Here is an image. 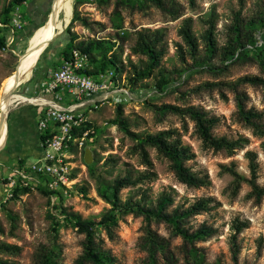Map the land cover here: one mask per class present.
<instances>
[{"label": "rangeland", "instance_id": "obj_1", "mask_svg": "<svg viewBox=\"0 0 264 264\" xmlns=\"http://www.w3.org/2000/svg\"><path fill=\"white\" fill-rule=\"evenodd\" d=\"M10 2L11 0H0V15ZM166 2L168 13L149 0L135 3H121L119 0H70L71 16L77 5L80 13L90 22L100 23L90 24V28H86L79 22L70 24L71 19L67 23L63 22L67 0H59L53 18L45 24H40L51 28L45 32L34 56L20 70L21 74L29 69L31 72L28 78L16 85L14 93L31 97L32 94L26 91V86L31 82L38 64L46 59L49 53L60 58L68 47L70 35L75 34L74 44L92 39L103 42L117 41L115 51L120 54V61L124 65L118 77L129 92V99L122 103L121 111H118L117 104L105 103L91 112H86L95 133L86 137L82 148L74 145L70 147L68 153L72 183L67 188L68 192L61 194V190L52 193L48 190L50 193L46 194L37 188L0 203V222L4 230L0 234V240L20 247L19 252L15 254L0 253V258L6 259L10 264H45V257L51 260V264L77 263L83 252L85 235L67 214L74 213L83 219L98 220L100 215L110 208V204L98 195L97 187L111 183L117 176H123L126 170L143 169L139 165L137 155L130 151L135 141L116 122L117 119H122L129 131L139 134L155 133L171 127L182 128L185 122L187 129L183 132L182 140L195 153L194 158L185 165L199 176L207 178V184L199 187L180 182L170 168V162L158 154L155 148L148 147L156 177L141 187L146 188L153 203L162 193H167L172 199L168 211L175 208L183 210L200 197H213L217 203L209 211L184 220V227L190 231L197 229L202 223L215 230L207 239L192 243L203 256L200 263L188 253L191 244L184 243L169 225L152 221L151 227L168 238L169 249L173 254L168 256L167 260L163 256H157L155 264H264V196L259 200L247 196L250 190L247 182H242L238 191L232 194L228 187L232 176L222 168V165H233L240 174L249 178L245 151H254L258 164L257 183L264 187V149L261 146L264 137L252 133V129L239 117L236 106V97L239 95L246 108L253 107L264 113V87L246 83L237 85L235 91L227 84L235 82L245 74L264 77V68L260 65L257 53L250 49L249 43L251 39L261 41V34L264 33V0H243L242 3L240 0H195L193 6L188 0ZM22 5L20 12L23 14L22 19H25V7ZM173 10L180 12L178 18L172 17ZM237 12L242 21L239 40L245 47L238 48L231 59L224 60L225 46L235 38L232 26ZM211 14L216 23V49L212 54L206 51L202 38L208 26L206 20ZM187 17L192 18V29L197 37L199 50L194 57L186 54L182 60L177 53L176 43L184 46L178 29ZM261 17L263 19H260ZM24 22L25 20H22L23 25ZM53 25L63 26L62 31L56 33L58 28ZM143 27L165 29L167 52L159 68L137 87L132 88L127 82L128 75L133 71L130 62L139 68L146 64L145 56L133 54L130 50L134 44L135 31ZM39 30L40 28L36 33L30 32L22 36L20 30L11 32L9 28L3 31L0 27V36L2 33L6 35V45L0 48V94L3 92L4 82L16 72L21 59L25 58L24 54L33 48L34 40L41 31ZM98 53L94 51L97 56L95 61L100 63ZM91 66L93 68L94 61L90 62V68ZM158 70L169 81L163 90L156 87L160 79ZM109 71L110 66H105L101 73ZM163 103L203 109L209 116L218 118L212 128L214 135L227 136L230 139L242 136L248 141L230 155L224 150L205 149L195 132L193 122L188 117L182 118L177 114L159 111L158 106ZM32 105L33 103L22 102L15 105L19 107H11L7 115L10 136L8 141L11 139L13 120L19 116V109ZM3 134L2 129L0 142L3 140ZM38 159L28 157L27 161L31 164ZM1 186L2 200L5 190L3 183ZM40 188L45 189L43 186ZM119 196L122 201L130 197L133 200L139 199L138 187L123 188ZM236 217L240 220L247 219L249 226L238 234L239 251L234 257L229 236L232 232L231 222ZM117 222L113 240L107 237L102 228L97 230V236L103 239V246L114 255L115 264H151L148 252L141 245L145 226L143 217L133 213L119 215Z\"/></svg>", "mask_w": 264, "mask_h": 264}, {"label": "trees", "instance_id": "obj_2", "mask_svg": "<svg viewBox=\"0 0 264 264\" xmlns=\"http://www.w3.org/2000/svg\"><path fill=\"white\" fill-rule=\"evenodd\" d=\"M121 3H135L143 2L144 0H119ZM156 7L166 11L168 13V5L166 0H149ZM25 0H11L0 15V27L3 31H6L11 27L12 13L16 6H21ZM190 5H194L195 0H188ZM243 0H240L242 3ZM75 5L70 24L73 22H79L84 27L90 28V24H98L99 22H90L86 16H83ZM172 17L178 18L180 12L173 10L171 12ZM260 19H263L262 17ZM207 27L205 28L202 38L206 44V51L210 54L216 49L215 38V18L211 14L206 20ZM242 27V21L239 17V12L236 14L232 29L235 32V38L230 41L224 49V60L231 59L238 48H244L242 42H240V29ZM69 32V29L67 30ZM164 28H148L143 27L135 31L134 44L130 50L133 54L143 55L146 57V64L139 68L130 62L133 71L127 77V82L130 87H137L138 84L144 79L150 77L157 68L167 52V42L165 40ZM178 35L180 36L184 46L181 43H176V50L182 60L185 59V55L188 54L194 57L198 53V41L192 29V18L187 17L183 19L181 26L178 29ZM76 35L71 34L68 47L63 51L62 56L66 58L72 48H78L81 51L87 53L89 62L94 61V66L88 68L86 73L95 76L101 73L103 67L110 66V70L114 71L116 76L121 74L124 65L120 61V54L115 51L117 41L102 40H90L88 42L80 41L74 44ZM261 41L257 39H251L250 49L257 53L260 59V65L264 68V33L261 34ZM107 43L108 45H104ZM6 45V35L2 33L0 36V48H4ZM94 51H98V56L101 58L97 63L95 60ZM120 51L121 47H120ZM100 64L99 67L96 65ZM160 79L157 81V88L163 90L169 81L165 75L159 71ZM251 84L255 86L264 87V77L257 74H245L238 77L235 82H227L233 90L236 91L239 84ZM237 113L242 121L252 129V133L259 137H264V113L253 107L246 108L243 104V99L237 95L236 97ZM122 103L117 104L118 111H121ZM158 110L161 112H169L177 114L180 117H188L193 122L196 134L201 140L202 146L205 149H212L214 151L224 150L229 155L234 152L236 148H242L248 139L246 137H238L230 139L227 136H216L212 133V128L217 123L218 118L215 116H209L208 113L195 106L181 107L176 104L163 103L158 106ZM121 113V112H120ZM117 123L124 128V130L135 141L131 146L130 151L132 154H136L138 157L139 165L143 169L126 170L123 176H117L108 184L99 185L97 187L98 195L110 204L105 212H103L99 219L94 218H81L80 215L69 213L67 216L74 221L75 226L81 233H84L85 238L83 241V252L77 259L76 264H85L89 262L91 264H115V257L109 249L103 246V239L97 236V230L102 228L107 237L113 240L116 236V228L118 227L117 217L119 215H126L133 213L138 216H142L145 221L144 234L142 236L141 245L148 252V256L151 260V264H155L157 256H163L166 260L168 256H173L168 245V238L159 234L151 227L152 221L163 222L169 225L175 235L182 238L184 243L191 244L188 249V253L194 257L198 263L202 261V255L198 253L197 248L192 246L194 241L205 240L210 237L215 230L202 223L197 229L190 231L189 228L184 227V220L190 216H195L202 212L209 211L216 206V201L213 197H200L191 203L189 206L180 210L178 208L168 211V205L172 199L167 193H162L155 203L149 197L146 188H142L147 182H150L156 177L154 170V164L150 157L148 147L156 149L158 154L165 157L170 162V168L173 170L176 178L192 187H199L207 184V178L199 176L193 172L191 168L185 163L194 158L195 153L188 144H185L182 140L183 132L187 129L185 122H183L182 128L171 127L167 129L159 130L155 133L139 134L129 131L126 126V122L122 119H117ZM261 146L264 149V140L261 141ZM245 156L248 159V168L250 177L247 178L240 174L233 165H222L224 171L232 176V180L228 187L231 189L232 194H235L241 187L242 182H247L250 186V190L247 196L254 197L259 200L264 196V187L257 183V168L256 161L257 155L254 151L246 150ZM138 187L139 199L133 200L132 197L122 201L120 199V192L126 187ZM40 191L48 194V190L39 188ZM30 192L28 188H16L12 199L19 197L22 194ZM249 226L247 219L240 220L238 217L234 218L231 222V234L229 236V242L231 251L234 257H236L239 251V245L237 243L238 234ZM4 232L0 222V234ZM20 247L17 244L8 243L0 240V253L15 254L18 253ZM51 260L45 257V264H51ZM0 264H10L6 259L0 258Z\"/></svg>", "mask_w": 264, "mask_h": 264}, {"label": "built area", "instance_id": "obj_3", "mask_svg": "<svg viewBox=\"0 0 264 264\" xmlns=\"http://www.w3.org/2000/svg\"><path fill=\"white\" fill-rule=\"evenodd\" d=\"M20 7L16 6L12 13L11 32L23 27ZM88 68L87 53L72 48L60 66L50 70L47 79L35 85V90L57 99H62L66 91L73 98V104L62 107L44 97L31 96L35 99L34 105L45 107L36 125L40 133L41 156L38 161L15 168L3 178L5 197L0 203L12 199L16 188L33 191L43 186L51 193L68 192L72 183L70 147L82 148L86 137L95 133L86 112L105 103L119 104L129 99V92L114 71L92 76L86 73Z\"/></svg>", "mask_w": 264, "mask_h": 264}, {"label": "crops", "instance_id": "obj_4", "mask_svg": "<svg viewBox=\"0 0 264 264\" xmlns=\"http://www.w3.org/2000/svg\"><path fill=\"white\" fill-rule=\"evenodd\" d=\"M58 2L59 0H55V1L54 0H25V3L22 5L25 7V14H26V18L23 19L25 20L24 25L22 29H20V31H22V36H25L26 33L29 34V32L33 28L38 27L43 22L45 13L48 12L52 6V11L48 15V18L43 24L51 20L53 16L55 15ZM71 18L72 16H70L69 20ZM43 24L37 28V29L40 28L41 30V31L39 30L40 32L38 33V37L48 27H50L48 25H43ZM53 27L58 28L56 30V33L61 32L63 28V26L61 25H53ZM37 29L34 31L35 33ZM24 55L26 56V53ZM63 59H64L63 56L58 58V57H54L52 53H49L48 57H46V59L42 60L38 64L37 69L32 75L31 82L26 86V91L31 93L32 96L36 95V96L44 97L48 101L53 102L56 105H59L62 107H67L73 104V98L66 91H64L62 95V99H57L53 95L42 94L38 90H35V85L47 79L49 71L59 67ZM89 66H90V62H89ZM30 72H31V69L27 70L24 74H21L19 71L17 82L9 90V93L12 91L9 94L10 96L12 97L17 96V95L26 96V95L14 93L13 90L16 88V85L20 84L21 81L28 78ZM15 107H19V106H13V108ZM44 110H45V107H37L34 104L32 105V107L24 106V108H20L19 116L13 120V127H12V134H11L10 141H8V138L10 136H9L7 117H6L4 127H3V133H4L3 140L2 142H0V147L4 144L2 148L0 149V187H2L1 183H3V178H5L7 174H9L13 169L27 166L29 164V162L27 161L28 157L40 158L41 156V148L39 145L40 133L38 132L36 125H37L38 119L41 117ZM0 201H1V198H0Z\"/></svg>", "mask_w": 264, "mask_h": 264}, {"label": "bare ground", "instance_id": "obj_5", "mask_svg": "<svg viewBox=\"0 0 264 264\" xmlns=\"http://www.w3.org/2000/svg\"><path fill=\"white\" fill-rule=\"evenodd\" d=\"M55 1V0H54ZM54 3V2H53ZM71 16V4L70 0H67V6L65 8L64 18L63 21L67 23ZM50 27H48L45 31L49 30ZM45 31L34 40V45L31 51L26 53V56L24 59L21 60V63L17 67V71L13 73L3 84V92L0 94V104H1V113H0V132L4 127V123L7 117V113L9 112V109L12 106L17 105L18 103L22 102H29L33 103L35 101L34 97H27V96H10L9 90L10 88L17 82L18 79V73L19 71L27 65L31 57L33 56L35 50L40 47L43 36ZM38 57V56H37Z\"/></svg>", "mask_w": 264, "mask_h": 264}, {"label": "water", "instance_id": "obj_6", "mask_svg": "<svg viewBox=\"0 0 264 264\" xmlns=\"http://www.w3.org/2000/svg\"><path fill=\"white\" fill-rule=\"evenodd\" d=\"M51 11H52V6H51L50 10H49L48 12L45 13V16H44V20H43V22L46 21V19L48 18V15L51 13ZM38 27H39V26H38ZM38 27L33 28L30 32H34ZM30 32H29V34H30ZM15 71H17V70H15ZM0 112H1V111H0ZM6 133H7V131H6ZM5 138H6V137H5Z\"/></svg>", "mask_w": 264, "mask_h": 264}]
</instances>
